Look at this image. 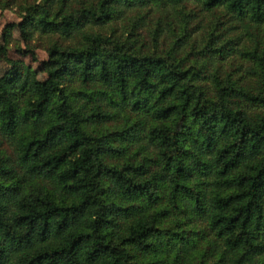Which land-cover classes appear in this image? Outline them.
<instances>
[{
  "label": "trees",
  "instance_id": "trees-1",
  "mask_svg": "<svg viewBox=\"0 0 264 264\" xmlns=\"http://www.w3.org/2000/svg\"><path fill=\"white\" fill-rule=\"evenodd\" d=\"M13 6L47 56L3 26L0 264H264V0Z\"/></svg>",
  "mask_w": 264,
  "mask_h": 264
},
{
  "label": "rangeland",
  "instance_id": "rangeland-1",
  "mask_svg": "<svg viewBox=\"0 0 264 264\" xmlns=\"http://www.w3.org/2000/svg\"><path fill=\"white\" fill-rule=\"evenodd\" d=\"M192 6V9H197V6L190 4ZM144 10H141L140 12H143ZM132 16L136 15V12L132 11ZM139 14V13H138ZM158 16V12L156 11H148L146 13V16L143 17V31H147L148 28L152 27L154 25L155 18ZM162 17V21L164 23V18ZM168 19H172V24L176 25L178 21V16H170ZM166 20V19H165ZM12 22L14 24L12 31H11V39L8 42V49H7V56L12 58H19L25 61L27 64H29L32 68L36 69L37 76L39 78H43L45 76L44 70L42 68L41 62L46 59V41L47 37L39 35L34 32H28L21 24L20 21V10L16 7H10V8H0V41L1 40V31L5 24ZM234 20L230 17L222 16L217 17L212 12H199L195 16L189 19L188 25L192 26H198L197 32L193 33L190 39L194 42L192 44H199V41L203 40L207 37L208 31H210L214 26H218L219 31H221L220 28L224 31L225 29L228 31L230 30H237V27H233ZM117 25L118 32L122 29V23L121 20L115 22ZM147 33V32H146ZM144 33V34H146ZM189 39V41H190ZM20 47L21 49H26L27 47H30L33 51V54L35 58H32L31 55L27 52H19L16 48ZM189 47H187L188 49ZM5 54L0 52V74L4 72V70L8 67V63L5 59ZM228 61H224V65L227 64Z\"/></svg>",
  "mask_w": 264,
  "mask_h": 264
}]
</instances>
